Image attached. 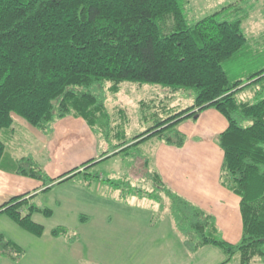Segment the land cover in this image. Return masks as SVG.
<instances>
[{
	"label": "trees",
	"instance_id": "obj_1",
	"mask_svg": "<svg viewBox=\"0 0 264 264\" xmlns=\"http://www.w3.org/2000/svg\"><path fill=\"white\" fill-rule=\"evenodd\" d=\"M184 1L0 0V160L12 113L43 131L55 118L68 114L106 130L110 125L106 82L111 91L125 80L157 83L174 91L192 89L190 105L135 134L133 138L143 135L135 145L123 139L100 155L127 152L150 136L180 146L185 138L176 127L180 120L208 106L221 112L227 125L217 135L223 151L219 180L239 197V239L230 242L221 237L212 214L166 190L173 206L185 210L189 229L198 234L197 241L189 244L191 249L211 244L225 255L218 264L227 263L234 254L239 264H250L253 258L264 257V67L251 73L243 85L231 81L224 68V61L245 42L236 2L189 22ZM253 83H259L254 92L258 99L236 97L239 89ZM92 160L80 165L85 168ZM80 165L58 175L68 174L57 182L79 172L71 173ZM152 177L163 185L157 174ZM47 179L45 183L54 180ZM24 195L1 203L0 212L39 236L44 227L33 220L32 211L49 215L51 210L30 204L23 211ZM67 230L56 225L50 233L60 236ZM8 245L21 253L13 240L2 244Z\"/></svg>",
	"mask_w": 264,
	"mask_h": 264
},
{
	"label": "rangeland",
	"instance_id": "obj_2",
	"mask_svg": "<svg viewBox=\"0 0 264 264\" xmlns=\"http://www.w3.org/2000/svg\"><path fill=\"white\" fill-rule=\"evenodd\" d=\"M231 1L189 0L191 5L188 9L184 7L185 14L189 22H195ZM235 5L242 16L245 42L239 51L224 61V68L231 81L240 80L243 85L251 73L264 67V0H238ZM109 84L104 85L110 124L106 130L99 124H88L81 116L68 114L55 118L45 131L29 129L27 132L24 125L18 128L15 124L20 121L30 124L12 113L17 140L6 144L4 155L7 158L0 160V203L12 195L40 188L47 182V177L89 157L99 156L117 141L126 139L125 144L135 145L134 141L143 137L133 138L135 133L193 102L192 89L174 91L157 83L125 80L118 84L116 91H111L107 89ZM258 86L259 83L247 85L236 92V97L254 101L260 97L254 93ZM194 116L185 117L176 124L186 135L183 146L157 140L149 151L154 155L159 153L166 160V170L168 167L174 169L176 177L184 176L188 167L185 165L193 167L196 164L201 167L206 181H217L223 151L217 142L219 129L216 124L219 118L226 124V118L214 109H200L198 118ZM148 145L149 142L141 144V155L136 157L132 154L139 153L140 149L135 146L128 148L130 153L127 155L105 153L89 168L46 190L36 191L24 203L23 211L30 204L51 210L49 215L41 210L32 211L33 220L44 227L39 236L24 230L1 211L0 264L221 262L225 255L219 247L204 244L191 249L189 246L197 241L198 234L189 229L185 210L173 206L167 188L150 177L153 172L147 165L148 152L145 151ZM163 153L172 154H166L167 157ZM3 162L9 166L13 164L14 169H3ZM163 179L170 180L167 175ZM213 212L217 216L216 220L214 218L217 234L230 242L237 241L242 226L238 206L228 221L215 208ZM56 225L67 227V232L51 235V228ZM8 239L22 248L21 253L9 245L2 246ZM225 264H239L237 254ZM250 264H264V257H255Z\"/></svg>",
	"mask_w": 264,
	"mask_h": 264
},
{
	"label": "crops",
	"instance_id": "obj_3",
	"mask_svg": "<svg viewBox=\"0 0 264 264\" xmlns=\"http://www.w3.org/2000/svg\"><path fill=\"white\" fill-rule=\"evenodd\" d=\"M237 1L238 0H233L231 2H237ZM190 5L191 4H190L189 0H185L184 1V7L186 6L187 9H188V7H190ZM209 108H212V109L216 110L215 108L210 107V106L205 107L202 110H212V109H209ZM177 109H179V108H177ZM216 111H218V110H216ZM199 113H200V110H198L197 113H196V115L194 116L195 119L198 118ZM212 114H214V113H212ZM217 120H218V122L216 124V127L219 130L216 132V134L218 135V133L220 131H222L226 127L227 120H226V124L220 118L217 119ZM15 125L18 128H21V126L24 125L26 127V131L27 132H29V129L31 131H33V132H38L39 130L42 131L39 128H38V130L35 129V128H33L32 127L33 125L30 126L31 124L28 125V124H26L23 121L16 122ZM177 125H178V123H177ZM177 129L179 131H181L185 135L184 131L180 130L179 128H177ZM16 136L17 135H16L15 126L13 127V124H12V128L8 132H6L4 134V136H3V139L5 141V147H6V144L9 141L15 140L16 139ZM185 137H186V135H185ZM154 138L156 140H154ZM147 139H145L146 141L144 140V141L140 142L135 147L139 148V146H141V144H144V143L146 144L147 142H149V145L146 147V150H145V151L148 152L147 165L150 166V169L152 168L151 169V172H153V174H157L161 178L162 183H163V185L166 188L171 189L175 193L179 194L180 196H182L183 198H185L186 200H188L193 205L201 208L202 210L206 211L207 213L212 214L214 218L217 217L216 216V213L213 212V209L214 208L217 210V212L223 214L226 217V221H228L227 218L231 217V215H233L236 212V207L237 206H238V209H239V197H238V195H236L234 192H232L226 186H224L223 184H221V182L219 180V174L220 173L218 174L217 181H213V182L212 181H206V179L204 178L203 172L201 170V167L199 165H196L195 164L193 167H191L190 165H185V166H188L184 170V176L185 177L184 176H177L176 177V173H175V170L174 169L168 167V169L166 170V160H163L162 157L160 155H158L159 153H155V155H154L153 153H151L149 151V148H151V146L154 144L153 142L154 141H157V140L159 141V139H157L155 136H150L149 139L148 140ZM184 142H185V138H184L183 143L180 146H183L184 145ZM171 145H173V144H171ZM139 149H136V150H139ZM4 153H5V150H4ZM4 153L2 155V159L7 158L6 155H4ZM110 153H107L105 155H109ZM119 153L120 154H123V155H127L130 152L127 151V152H119ZM163 154L168 157L169 155H166V154H172V153H163ZM132 155H134V157H136V155H141V149H140L139 153H133ZM101 156L102 155L92 156V157H89L86 160H84V161H87L89 159H93L85 168L87 169V168H89L91 166V164L92 165L95 164L97 161L100 160V157ZM222 157H223V152H222ZM84 161H82V162H84ZM7 162H3V167L2 168L3 169H10V170L11 169H14L13 164H12V166H9L7 164ZM82 162L78 163L77 165L72 166L71 168L80 165ZM129 162L132 164L134 162L133 158H131L129 160ZM130 163L127 164L128 167L131 166ZM81 167H83V168H81ZM71 168H69V169H71ZM85 168H84V166H80L76 170L72 171L71 173H74V172L79 171V170H85ZM69 169H67V170H69ZM67 170H64V171L60 172L59 174H57V175H55L53 177H50V178H53L54 180L50 181L49 183L42 184V186L40 188H34L32 191H26V192H24L25 193L24 198H26V200L28 201V198L31 197V196H33V195H35L36 194V191L46 190V189L54 186L55 184H57V181L58 180H60L63 177L67 176L68 174L65 175V176H63V177H61V178H57V176L60 175L61 173L65 172V171H67ZM94 174L95 173H91L92 176H95L96 175V174L95 175ZM132 175H135V174L132 173ZM165 175L168 176V178L170 179L169 181L168 180L165 181L163 179V176H165ZM152 176H150V177L153 179ZM179 177H181V179L180 180H177ZM179 182H180V185L177 184ZM166 185H168V187ZM20 194H23V193H20ZM16 195H19V194H16ZM12 196H15V195H12ZM8 199H5L4 201H6ZM190 199H191V201H190ZM192 199L195 200L196 202H194ZM215 220H216V218H215Z\"/></svg>",
	"mask_w": 264,
	"mask_h": 264
}]
</instances>
